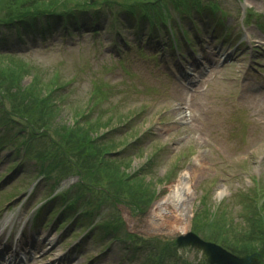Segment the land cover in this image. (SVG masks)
I'll return each instance as SVG.
<instances>
[{
    "label": "rangeland",
    "instance_id": "rangeland-1",
    "mask_svg": "<svg viewBox=\"0 0 264 264\" xmlns=\"http://www.w3.org/2000/svg\"><path fill=\"white\" fill-rule=\"evenodd\" d=\"M217 1L232 14L224 17L227 38L211 37L208 28L216 25L215 16L204 18L205 22L198 19L197 23L201 33L191 32L190 34L192 38H198L194 42L195 52H191L188 44L184 46L183 55L175 49H170L164 58L160 57L159 66L152 63L153 60L149 57L138 55L134 47L130 48L124 55L123 63H120L116 59V53L111 54L109 42L105 39L100 41L103 37L96 41L89 36L84 38L76 35L77 38L71 39L68 35L66 42H63L65 38L62 36H49L44 41H36L29 35L26 36V42L22 43L16 39L14 34L10 35V32H6V36L12 37L9 45L19 48L27 47V50H30L27 54H22L26 61L35 63L34 65L59 69L63 76H74L73 82L69 85V92L72 87L74 88L69 94V100L65 101L66 104L61 101L53 108L52 118L69 124L74 115V108L84 106L88 96L92 93V88L100 82H105L106 85L103 88L110 92L107 100H103L100 106L108 107L113 102L116 105L110 111L117 113L116 108H118L128 113L127 118L122 122H117V118L114 121L111 120L115 123L113 126L116 137L124 140L121 144V151L120 149L118 151L122 156L128 154L133 165L147 159L144 166L147 172L143 167L140 168L144 181L141 180L143 177L137 173V177L133 180L140 186L148 188L152 183L158 188L160 194L156 200L163 199L167 206L164 215L158 220L153 218L154 214L151 209L145 214H133L135 210L125 204L130 194H117V203H115L108 197L103 198L99 192L86 193L81 203L86 204V201H89L87 198H92V202L86 204L87 206L95 208L93 207L94 202L100 204V207L94 210L98 212L99 219L104 217L110 220L114 214L126 220L122 226V233L124 231L138 232L143 236H151V240L154 239L153 242L158 243L160 241L163 243L160 237L175 238L180 233L191 229L192 223L196 224L200 234L201 232L208 233L211 219L212 221L216 219L212 217L209 210L218 209L226 215L222 220L229 219L232 222L228 229L220 231L221 237L225 234L238 236L239 231L244 228L242 219L245 218H242V215L248 209L249 204L244 196L255 195L254 185L258 186L259 182L260 190L257 197L260 198L256 199L257 202L264 199V71L242 77V72L246 69V60L238 57H242L240 56L242 54L248 57L251 52L246 47L240 46L237 51L239 55L234 59L229 58L234 53L233 49H235L234 45L237 40L243 39L241 34L243 26L248 30L249 40L253 47L264 45V24L260 25L261 22L264 23V17L256 19L255 15H252L248 23L242 20L243 13L248 8L263 14L264 0ZM68 2V0H58L57 6L61 7ZM4 12H0V15ZM193 22L192 17L185 16L182 19V25L185 28H190ZM221 29L224 27L221 26ZM221 29L217 31V35L220 34ZM232 39L236 41L233 43ZM223 40L225 42L222 48ZM47 43L48 46L45 45ZM230 43H233L232 46H229ZM33 46L35 49H32ZM261 50L262 52L259 50L261 53H256L258 56L263 55L258 60L264 63V50ZM251 57L252 55L249 59ZM4 60L7 58L3 57L0 65L4 64ZM51 77L52 71H49L42 80L48 81ZM189 79L193 81L202 79L204 82L199 84L187 102L184 101L186 87L181 85L180 81L184 83ZM19 82L22 85L34 82L32 69L30 72L29 70L24 72ZM10 89L13 90V88ZM2 93H5L6 97ZM68 102L71 103L68 104ZM11 103L7 92L0 89V104L4 108L0 109V134L10 129V136H14L21 126H29L30 130L27 129V135L34 131L33 129L48 135L43 149L48 156H58L60 132L48 130H46L48 134L42 132L43 129H47V122L36 119L33 120L32 125L26 121L25 117L14 115L16 121H13L16 123L12 124L16 126L15 129L11 124L9 127L2 126L3 119L12 116L11 112L14 113ZM177 107H179V112ZM182 117L187 120L186 124L181 123L180 118ZM134 130L141 133L138 142L132 140ZM48 139L52 142L50 143ZM39 141L38 146L43 143L42 139ZM138 152L142 155L137 156ZM33 155H36V152ZM36 158L32 157L29 160L25 157L23 160L26 161V166L29 164V168L25 169L27 173L25 176L27 175L28 179L23 175L20 179V186L38 174V168L35 170L34 166ZM195 158L198 159V164L192 163ZM4 161H0V180L7 176L4 173L6 171ZM71 163L70 167L75 169L72 161ZM77 179L78 176L73 171L69 172L62 179V185L66 187L73 185ZM102 183L101 180L97 185H102ZM19 188L15 186V190L11 192L9 187L0 189V205H2V197H5L6 201L13 198V194ZM8 190L12 195H8ZM203 193H205V198L202 196ZM190 197L191 200L183 211L184 214L187 213L184 220L176 221V209L173 206L184 204ZM200 199L205 200L204 203ZM3 206L0 209V215L6 209L9 213L19 211L20 215L12 218L9 224L17 223L16 218H23V223H26L23 233H27L32 214L29 208L32 207L20 203L19 198H15L10 205ZM63 219L67 220L66 217ZM38 222L35 223V229H38ZM18 230L20 229L16 226L13 229L9 228L10 237H7L8 240L5 237L6 244H10L11 237ZM46 233L48 239L38 247L36 254H45L50 243L49 237L55 234L52 227H49ZM100 233L101 229L96 239L90 240L86 247L81 245L80 251H74V249L67 251L66 249L68 255L60 262L62 264H143V260L147 258L144 252L142 254L133 249L128 252L126 249H120L119 252L116 251L115 259L95 263L98 259L95 253L101 249V244L97 241ZM187 238L179 244L178 251L175 253L180 260H187V264H199L205 257H208L213 264H218L216 255L220 257L221 264H247L244 260L246 256L238 257L239 255L228 253L223 248L212 250L204 245L202 247L197 241ZM2 239L3 236H0V240ZM61 239L54 243L59 253H62V248L69 244V239ZM124 239L122 241H125V244H132L128 238L124 237ZM124 254L126 257L123 256ZM129 257H132V260ZM256 257L257 255L251 256L252 264H259Z\"/></svg>",
    "mask_w": 264,
    "mask_h": 264
},
{
    "label": "trees",
    "instance_id": "trees-1",
    "mask_svg": "<svg viewBox=\"0 0 264 264\" xmlns=\"http://www.w3.org/2000/svg\"><path fill=\"white\" fill-rule=\"evenodd\" d=\"M57 1L58 0H0V12L5 11L0 15V32H2L3 27H7L8 30H12L18 25L19 28L21 26L29 28L30 22L35 25L31 30L36 33L45 34L53 29L66 31L69 29L67 23L72 22L73 25H79L80 28L82 24L89 27L96 22L98 23L103 16L111 15V28H115V31L120 33L122 24L120 20L123 19V22H125L124 18L128 14L141 12L143 17L154 16L155 18V13L150 12V10L154 12L159 8L157 0H100L101 2L95 0V3H92L90 0H68L69 2L64 3L61 7L57 6ZM119 2H121L120 5ZM195 2L198 4V0ZM103 3H108V6ZM112 4H115V6H112ZM107 7L109 12L105 14L104 8ZM103 9L104 11H102ZM158 14V18L155 20L159 19L164 21L166 13L158 11ZM153 23L157 24V22ZM136 25L138 26V23H136ZM89 30L94 31L95 29L90 28ZM3 57H6L7 60H4V64L0 65V89L6 91L7 96L12 101L11 106L14 107V113L11 112V114H13L12 116H23L26 121L32 123V125L34 124L33 120L40 119L47 122V129H43L42 132L47 133L46 130L50 132H60L61 139L59 149H57L58 156H48L45 153L43 147L46 142L40 145L41 148L32 149V151L34 150V152H36V156H42L54 162H62L63 164H72V161L75 165V170L82 176L83 183L80 184L81 188L86 182H88L91 187L95 188L99 181H105L106 184L104 185V189L106 188L105 190L107 192L112 190V192L116 194H130L129 198L131 202L138 209L143 211L150 203L153 192L145 190L138 182H126L125 179L127 176L124 170L118 169V166L113 164L114 161L106 156L107 153L120 144L119 141L107 138L105 135H102L103 133L100 134L99 128L107 126L108 123L98 121L99 118H96L95 120L97 121L94 122L85 120L86 123L84 125L75 121L71 124H67L52 118V110L56 107L51 98L55 90V77L52 75L48 81H45L42 80L44 76L35 72L33 74L34 82L22 85L19 82L20 76L23 75L24 72H28V70L30 72L33 67L29 69L24 61L13 56L11 53L0 52V62L1 59L3 60ZM10 88H13V90ZM41 91H43V93ZM2 94L6 97L5 93ZM0 109H4L1 104ZM75 112L79 114V110ZM12 116L7 119L5 118L4 122L10 119L13 120ZM33 130L34 131L30 133V137L37 135L42 139H47L48 135L46 136V134L40 133L36 131V129ZM48 141L50 143L52 142L51 139H48ZM79 197V191L72 195L67 194V191L62 192L58 198H56L59 199V201L55 206L60 204V207L63 206L64 209H72L76 206L75 203L80 199ZM244 197L248 199L249 204L248 209L242 215V218H245L242 219L244 228L239 231L238 236L225 234L221 237L220 231L228 229L229 225H232V222L231 220H222L225 215L215 210H209L212 217H216L213 221L211 219L209 232H201V234L206 239H212L221 244L232 254L244 256L259 252L264 255L263 206L257 208L255 203L256 200L253 197ZM208 217H211V215H208ZM192 226V230L195 233H200L196 224L192 223ZM201 227L203 228V226ZM166 246L167 245L164 244L159 248L157 245L154 253L155 256L163 252Z\"/></svg>",
    "mask_w": 264,
    "mask_h": 264
},
{
    "label": "bare ground",
    "instance_id": "bare-ground-1",
    "mask_svg": "<svg viewBox=\"0 0 264 264\" xmlns=\"http://www.w3.org/2000/svg\"><path fill=\"white\" fill-rule=\"evenodd\" d=\"M195 160H197V159H195ZM178 197H180V196H178ZM183 204V203H182ZM179 205V206H174V208L179 212V213H182L183 212V210H184V204H185V202H184V204L183 205ZM177 219H178V217H176ZM55 250V245H51L50 246V248H49V252H53ZM43 257V256H42ZM41 257V258H42Z\"/></svg>",
    "mask_w": 264,
    "mask_h": 264
}]
</instances>
